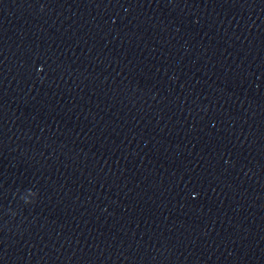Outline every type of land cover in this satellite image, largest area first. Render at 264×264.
Masks as SVG:
<instances>
[{"label": "water", "instance_id": "obj_1", "mask_svg": "<svg viewBox=\"0 0 264 264\" xmlns=\"http://www.w3.org/2000/svg\"><path fill=\"white\" fill-rule=\"evenodd\" d=\"M0 264H264V0H0Z\"/></svg>", "mask_w": 264, "mask_h": 264}]
</instances>
